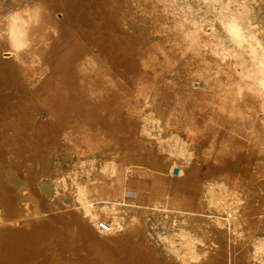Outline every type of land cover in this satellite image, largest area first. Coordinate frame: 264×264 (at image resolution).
I'll return each instance as SVG.
<instances>
[{
    "label": "bare ground",
    "instance_id": "6f19581e",
    "mask_svg": "<svg viewBox=\"0 0 264 264\" xmlns=\"http://www.w3.org/2000/svg\"><path fill=\"white\" fill-rule=\"evenodd\" d=\"M91 7L0 0V80L13 95H0V121L14 123L27 161L38 139L60 145L44 185L76 217L35 234L25 262L147 264L160 252L197 264L215 242L222 255L208 260L231 264L222 230L243 242L254 226L243 206L264 196V0H124L111 22L132 35L131 53L109 57L88 43ZM34 120L45 127L23 128ZM32 207L38 232L48 214ZM245 245L237 264H264V235Z\"/></svg>",
    "mask_w": 264,
    "mask_h": 264
},
{
    "label": "rangeland",
    "instance_id": "374dc122",
    "mask_svg": "<svg viewBox=\"0 0 264 264\" xmlns=\"http://www.w3.org/2000/svg\"><path fill=\"white\" fill-rule=\"evenodd\" d=\"M86 3L92 4V9L90 13H86L85 21L89 18L90 20L86 22V31L88 32L90 38H88V43L93 46L96 51L95 54H103L104 57H109V54L113 49H119L120 51L126 50L127 55L131 53V47L133 45V37L131 34H126L121 32V30L112 29V18L120 12L122 9V4L124 0H85ZM100 2L101 5H98ZM105 3L111 5L104 6ZM110 34V38L107 39L104 35ZM215 33L220 36V31L216 30ZM228 38L225 37L226 41ZM87 42V41H86ZM6 54V53H5ZM122 64V63H121ZM121 64L118 63L116 66L118 70L121 69ZM1 68V67H0ZM2 72V71H0ZM3 73V72H2ZM4 74V73H3ZM5 75V74H4ZM6 78V77H5ZM2 80V81H1ZM0 80V95L7 93L6 97H11L12 90L6 88L9 86V81L5 79ZM7 104H3L0 110L4 108ZM43 112H40L38 116H43ZM30 125H24L23 128L29 130V128H40L45 127L43 122L40 120H34ZM14 123L9 120L0 121V212L3 216L0 217V235L9 236L8 248H0V264H28L27 259L32 257L34 259L35 247H33V239L35 234H43L44 227H49L54 225L55 227H63L71 230V223L67 224L69 221H74L76 217L73 213H69L66 216V211H71L70 203L59 198L60 195L53 191L52 187L44 185L45 180L54 181L51 179V175L47 174L44 168V160H46L49 147L53 145L60 146L54 142H49L52 139H38L36 140L37 146H35L36 151L32 153L28 161L22 154L21 149L24 146L19 134L14 136ZM7 133V135H6ZM8 136H11L13 140L17 139V145L19 147L15 149V154L17 158L12 155L7 154L4 144ZM21 148V149H20ZM30 154V153H27ZM7 157V161H5ZM31 164V166H25V162ZM19 163V164H18ZM25 183V187L23 185ZM26 184L29 187V191L26 189ZM255 200L259 202L255 205V209L247 212L246 206L244 207V212L246 214V220L248 222L254 223V226L245 232V238L243 242H236L232 240V233L228 230H222L223 235L228 239L229 247L227 253L231 256V264H237L236 258L242 254L246 243L253 237L264 235V196L261 192H256ZM27 195V196H26ZM33 204H37L41 208L45 209V214H48L45 219L47 222L40 226L39 231L35 232V227H33ZM31 221V222H29ZM50 221L53 224H49ZM43 222V221H42ZM207 234H209L211 239H214L217 235L216 225L207 224L206 226ZM215 227V228H213ZM35 229V230H34ZM7 231V232H6ZM67 233V232H65ZM65 235V234H63ZM0 244L1 239H0ZM1 247V246H0ZM215 242H210L207 246V256L213 257L214 259L217 255H222L221 252L216 250ZM3 251H6L4 254ZM226 254H223V256ZM208 258L199 260L197 264H215L210 262ZM52 264H61L58 260L57 255L52 256ZM20 261V262H19ZM213 261V260H212ZM147 264H184L178 261H170L164 254L158 252L156 257L149 258Z\"/></svg>",
    "mask_w": 264,
    "mask_h": 264
},
{
    "label": "built area",
    "instance_id": "2783aa9c",
    "mask_svg": "<svg viewBox=\"0 0 264 264\" xmlns=\"http://www.w3.org/2000/svg\"><path fill=\"white\" fill-rule=\"evenodd\" d=\"M103 228H106L105 226L102 225Z\"/></svg>",
    "mask_w": 264,
    "mask_h": 264
}]
</instances>
